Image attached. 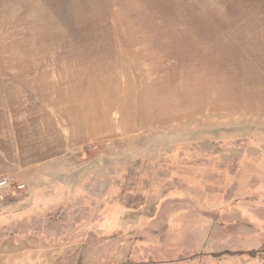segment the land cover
I'll return each mask as SVG.
<instances>
[{
  "label": "rangeland",
  "instance_id": "obj_1",
  "mask_svg": "<svg viewBox=\"0 0 264 264\" xmlns=\"http://www.w3.org/2000/svg\"><path fill=\"white\" fill-rule=\"evenodd\" d=\"M7 175L0 264H264V0H0Z\"/></svg>",
  "mask_w": 264,
  "mask_h": 264
},
{
  "label": "built area",
  "instance_id": "obj_2",
  "mask_svg": "<svg viewBox=\"0 0 264 264\" xmlns=\"http://www.w3.org/2000/svg\"><path fill=\"white\" fill-rule=\"evenodd\" d=\"M29 194V186L21 183L18 178L7 175L0 181V198L2 203L24 198Z\"/></svg>",
  "mask_w": 264,
  "mask_h": 264
},
{
  "label": "crops",
  "instance_id": "obj_3",
  "mask_svg": "<svg viewBox=\"0 0 264 264\" xmlns=\"http://www.w3.org/2000/svg\"><path fill=\"white\" fill-rule=\"evenodd\" d=\"M44 176H45V175H44ZM31 186H32V187H36L35 184H32ZM191 192H192V191H191ZM195 192H196V191H194V192L191 193V194H192V195H193V194H196ZM200 202H201V201H200ZM28 255H30V254H28ZM27 258H28V257H27ZM27 260H28V264H31V262H30V258H28Z\"/></svg>",
  "mask_w": 264,
  "mask_h": 264
}]
</instances>
